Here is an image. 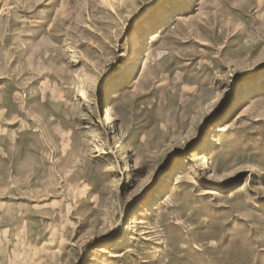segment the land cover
<instances>
[{
    "label": "rangeland",
    "instance_id": "1",
    "mask_svg": "<svg viewBox=\"0 0 264 264\" xmlns=\"http://www.w3.org/2000/svg\"><path fill=\"white\" fill-rule=\"evenodd\" d=\"M0 264H264V0H0Z\"/></svg>",
    "mask_w": 264,
    "mask_h": 264
},
{
    "label": "bare ground",
    "instance_id": "2",
    "mask_svg": "<svg viewBox=\"0 0 264 264\" xmlns=\"http://www.w3.org/2000/svg\"><path fill=\"white\" fill-rule=\"evenodd\" d=\"M155 35H156V34L152 35V38H153L152 40H154V36H155ZM150 48H151V47H149V50H147V51H148L147 54H146V58H147V60H146L145 63H147V62L149 61V58H150V55H151ZM145 65H146V64H145ZM112 112H113V106L110 105L109 108H108V114H112ZM219 132H223L222 127L219 128Z\"/></svg>",
    "mask_w": 264,
    "mask_h": 264
}]
</instances>
